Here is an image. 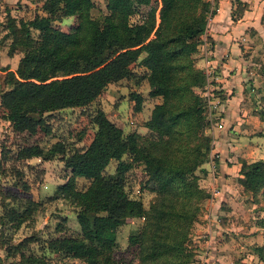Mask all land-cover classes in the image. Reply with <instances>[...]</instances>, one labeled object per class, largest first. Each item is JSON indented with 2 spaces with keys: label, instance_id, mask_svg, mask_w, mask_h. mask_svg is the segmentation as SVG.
I'll use <instances>...</instances> for the list:
<instances>
[{
  "label": "trees",
  "instance_id": "16d2710c",
  "mask_svg": "<svg viewBox=\"0 0 264 264\" xmlns=\"http://www.w3.org/2000/svg\"><path fill=\"white\" fill-rule=\"evenodd\" d=\"M158 1V22L154 14L130 22L136 9L152 0H105L106 12L100 20L91 15L93 0H43V14L28 19L7 14L6 27L12 34L9 52L18 45L24 48L15 70H0V104L13 130L50 133L47 119L54 111L89 105L110 82L135 75V62L146 70L141 76L149 83V95L161 97L145 122L150 136L124 133L97 109L91 121L104 134L88 148L68 149L58 140L49 147L24 145L15 153L17 159L58 157L71 170V176L58 185L57 194L78 207L80 231L75 236L52 237L50 245L86 264H127L115 259L113 251L117 230L129 218H143L128 237L138 250V264H180V255L186 250L185 224L195 218L188 201L199 193L206 195L188 178L206 157L198 134L202 124L199 96L192 89L202 81L190 77V58L216 8L214 0ZM68 16L77 20L70 31L53 25L54 20ZM32 29L38 31L37 38ZM131 97L139 110L142 95L132 93ZM6 159L3 151L0 173ZM112 160L117 161L119 175L101 178ZM134 162L144 164L159 192L148 208L141 199L129 196L121 180ZM239 172L246 188H263L264 195L263 159L243 162ZM77 177L89 184L78 187ZM22 186L28 188L25 182ZM4 207L3 223L17 229L31 216L36 203L28 199L22 209ZM62 228L58 223L56 230ZM24 244L18 243L8 254ZM261 249L264 258V246ZM20 264L37 262L21 252Z\"/></svg>",
  "mask_w": 264,
  "mask_h": 264
},
{
  "label": "rangeland",
  "instance_id": "374dc122",
  "mask_svg": "<svg viewBox=\"0 0 264 264\" xmlns=\"http://www.w3.org/2000/svg\"><path fill=\"white\" fill-rule=\"evenodd\" d=\"M93 1L95 7L91 9V15L100 20L106 12V2ZM42 2L0 0V70H15L24 49L18 45L12 53L9 52L12 34L6 27L7 14L17 20L32 18L35 14H43ZM159 6L158 0L139 6L130 16V22H140L150 14H154L158 22ZM76 22L75 16H68L52 23L57 28L70 31ZM31 34L37 38L38 31L32 29ZM202 34L197 37L196 50L191 53L190 77L202 81L197 82L200 84L192 89L199 96L202 124L198 134L203 138L202 150L206 157L193 174L188 173V178L206 195L199 193L188 201V210L195 213V218L185 224L186 250L180 255V264H264L261 253V247L264 246L263 188L259 191L246 188L240 181L242 174L239 172L243 162L264 160V139L254 140L256 135L259 136L257 138L264 136V123L259 124L264 121V60L261 62L259 59L261 63L255 64L253 69L254 75L260 77L259 89L247 83L253 88L243 97L242 107L246 111L230 114L226 110V97L217 87L212 74L216 68L199 62L200 56L205 59L204 56L208 55L206 38ZM132 70L135 75L110 82L89 105L54 111L47 119L51 128L48 134L13 130L0 104V157L3 151L7 152L4 171L0 173V264H20L21 252L31 255L37 264H86L84 260L62 253L50 245L52 237L75 236L80 231L76 217L78 207L57 194L58 185L71 176V170L58 157L50 160L39 157L17 159L15 153L24 145L38 143L49 147L58 140L63 141L68 149L88 148L101 141L104 134L91 121L97 109H102L124 133L137 131L143 136H150L145 122L161 97L149 95V83L141 76L146 71L143 66L135 62ZM132 93H140L143 97L139 110L135 109ZM124 158L129 160L130 156L124 155ZM226 164L237 166L230 173L231 178L228 177L230 174L221 170ZM116 165L117 161L112 160L101 178H117L119 172ZM144 167L142 162H134L121 174V180L129 196L141 199L148 208L159 192ZM22 182L27 184V189L22 186ZM76 182L78 187L89 184V180L83 177H77ZM28 199L36 203V207L19 228L3 223L5 205L22 209ZM142 222L143 218H129L118 228L117 245L113 251L115 259L127 264H138V250L129 244L128 237ZM58 223L63 225L61 231L56 230ZM225 240L232 243L220 245ZM18 243L25 244L21 250L8 254Z\"/></svg>",
  "mask_w": 264,
  "mask_h": 264
},
{
  "label": "crops",
  "instance_id": "0c3cea01",
  "mask_svg": "<svg viewBox=\"0 0 264 264\" xmlns=\"http://www.w3.org/2000/svg\"><path fill=\"white\" fill-rule=\"evenodd\" d=\"M214 4L216 12L209 18L202 34L206 38L208 55L204 56L206 60L200 56L199 62L216 68L212 74L226 97V110L230 114L239 110L243 112L246 111L242 107L243 97L253 88L247 83L257 90L260 85V77L254 75L253 69L255 64L264 60V0H214ZM263 123V120L259 122ZM254 137V140L264 139V136ZM234 166L226 164L221 170L230 174L237 168ZM227 243L232 242L225 240L220 245Z\"/></svg>",
  "mask_w": 264,
  "mask_h": 264
},
{
  "label": "built area",
  "instance_id": "2783aa9c",
  "mask_svg": "<svg viewBox=\"0 0 264 264\" xmlns=\"http://www.w3.org/2000/svg\"><path fill=\"white\" fill-rule=\"evenodd\" d=\"M210 18V17H209ZM209 20V19H208Z\"/></svg>",
  "mask_w": 264,
  "mask_h": 264
}]
</instances>
